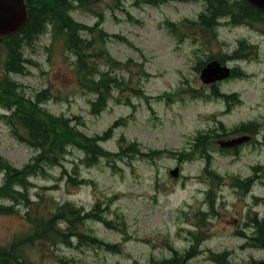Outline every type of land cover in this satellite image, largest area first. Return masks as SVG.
<instances>
[{"label":"rangeland","instance_id":"1","mask_svg":"<svg viewBox=\"0 0 264 264\" xmlns=\"http://www.w3.org/2000/svg\"><path fill=\"white\" fill-rule=\"evenodd\" d=\"M114 2L101 0L97 6L98 10L105 12L102 28L109 33L120 32L135 45L139 44L143 55H146L145 72L152 75L148 80H139V73L137 74L133 68L130 69L128 73L132 79L139 80L138 83L132 82L131 88L142 87L149 97L171 92L174 95L170 102L166 100L157 102L158 100L152 99L151 108H148L147 104L132 91L124 90L122 94L114 91L113 98L119 101L110 100L108 107L98 117L90 115L88 101L95 98L96 93L80 86L77 75L71 68L75 56L59 41L49 46L51 38L49 33L40 36L33 47L25 50V54L33 62L28 64L31 74L12 76L23 85V92L30 97L43 88H49L51 99L45 103L49 111L82 118L83 125L78 124L75 132H78L79 128L82 134L87 136L110 134L111 139L100 144L103 150L117 151V142L121 141L120 137L123 136L124 143L137 141L144 150L158 149L157 158L153 162L136 158L131 163H126V158L117 159L114 166L105 160H101L93 167L79 165L77 168L79 183L75 186L65 185L62 179L54 180L59 177L61 170L59 167L50 169L49 173L52 175L50 178L39 176L31 178L34 187L31 189L30 199L37 200L34 194L37 191L45 192L39 200L43 201V204L35 208L38 214L55 210L66 201L89 211L95 202L99 201L104 205L108 199L116 197L110 205V211L123 215L127 226L126 233L122 234L120 231L106 229L101 222L87 220L83 228L77 229V235L70 238V248L59 244L53 255L50 254L51 249L45 252L42 245L37 243L26 249V252H30L41 264H60L55 258L56 254L67 259V264H134L135 261L143 264L151 257L159 260L169 259L171 257L169 245L183 253L191 244L188 230L196 231L194 215L199 210L207 211L204 198L210 179L205 176V172L204 174L201 172L202 159L183 164L177 178L170 176L169 171L177 164L165 151L188 148L195 133L214 127L215 119L223 121L227 127L241 121L264 120V47L260 42L261 36L255 33L254 29L245 26L236 28L222 26L212 44L202 47L201 38L192 42V36H188L177 49H174L172 39L159 25H163L162 22L169 19L182 26L181 20L185 17L195 18L199 7L187 2L174 1L172 6L164 5L160 11L150 7L138 10L129 5V0H123L122 4L127 11L140 20L139 25H128L120 11L115 9L114 14H111L109 8L114 6ZM81 13L76 10L71 12V15L77 21L92 25L93 20L82 16ZM186 31L191 32L188 29ZM83 35L90 37L87 34ZM242 38L251 43H259L258 57L238 64L243 72L248 73L247 77L228 78L219 83V90L222 93H238L242 100L241 104L222 115L225 109L222 99L206 97L204 92L200 94L203 100L188 97L186 90L190 86L204 88L206 93L210 90L200 82L199 74L192 70L195 60L204 59L207 55L230 53L234 51L237 41ZM101 47L107 49L118 60L132 58L140 62L137 55L117 43L107 41ZM228 63L231 67L235 65V62ZM98 66L100 69L106 68L101 59L98 60ZM117 72L126 74L127 70L117 69ZM127 101L136 106L135 110L126 104ZM3 113L6 111L0 108V115ZM119 117H123V126L110 130ZM71 135L69 133L61 138L66 140ZM215 148L213 146V150L209 149L213 157L212 168L223 177L221 187L219 190L216 189L214 201L217 216L206 220L207 225H210L205 231L210 234V238L200 245L203 252L187 263L212 264L207 259L209 249L214 252L231 251L230 258L236 264H247L251 259L260 260L264 258V249L240 248L243 241L234 236V231L244 228L243 223L247 221L252 211L257 212L259 217L264 216V204L255 205L253 202V196L260 197L264 194V145L243 144L240 146L238 157L231 152L227 155L220 154ZM190 149L191 147L184 152ZM33 154L32 148L18 142L9 134L7 125L0 118V155L14 167L21 168ZM82 157L83 153L79 149L70 148L69 152L66 149L64 156L61 157L62 166L70 170L73 162ZM108 157L113 158L111 155ZM257 164L262 167L260 176L249 195L240 199V192L230 185L231 177L249 175L252 173L250 166ZM3 181V173L0 172V185ZM54 183L59 185L58 188L38 190L39 187L45 188ZM14 188L12 194L16 196L20 188L17 186ZM10 204L9 199L0 198V206L7 207ZM5 212L3 209L0 210V250H7L12 236L26 228L25 221L19 217L23 213L22 209L13 212V215L2 214ZM65 214L68 212H62L61 217ZM103 214L107 218L112 217L111 214L105 212ZM26 220L34 229L38 227L33 220ZM115 220L114 216L113 221ZM238 220L241 221L239 226ZM50 221L55 224L58 218L50 217ZM58 226L64 228L65 223H59ZM32 231L33 229L24 234ZM87 231H92L105 243L121 245V252L118 254L106 252L104 249L107 245L104 244H98L99 249L85 243L78 247L74 246L77 238L83 240L88 238L84 235ZM63 264L66 263L63 261Z\"/></svg>","mask_w":264,"mask_h":264},{"label":"trees","instance_id":"2","mask_svg":"<svg viewBox=\"0 0 264 264\" xmlns=\"http://www.w3.org/2000/svg\"><path fill=\"white\" fill-rule=\"evenodd\" d=\"M35 4H31V10H30V17L27 21L26 25L20 30V32L17 35H14L7 39H0V45L4 46L6 49V58L4 62V69L5 72H15V73H24V66H23V59L20 55V51L22 49L23 44H30L35 36L42 31L44 28V24L46 22L60 25L58 20L56 19V16H59V18L64 20H70L68 17L65 16V10L69 7L68 0H54L51 2V0H35ZM214 3H217V6L214 8V14H216L217 10L219 9L218 0H210V4L213 5ZM31 3V1H30ZM51 5L53 6V10H51ZM243 11V15L246 17L253 16L254 9L247 6L246 4H243V8L241 9ZM55 14V15H54ZM51 21V22H50ZM202 25L204 23L202 22ZM205 26V25H204ZM206 27V26H205ZM207 29V28H206ZM62 30V29H61ZM70 35L69 45L71 48L74 49L75 54L78 57H87L88 53L87 50L89 48H92V42L99 41V39L93 38L92 40H81L76 38V35L73 30H66V33ZM91 56V55H90ZM95 56V54H94ZM81 65L83 64L81 62ZM89 73L92 72L95 67L92 64L88 65ZM23 71V72H22ZM84 75H86L84 73ZM94 84V83H92ZM95 86L97 87V90L102 86L101 82L95 83ZM17 85L15 82L11 81L5 74L0 77V105L5 106L7 108H12L13 104L17 100V104L15 106V110L13 114L8 118L9 122L13 125H17L20 120L22 119V122H27L28 126H32V128L28 131L29 140L33 143H41L40 138L42 135H45L49 132H52L59 128H65L67 129V121L62 118H55L46 112L43 113L37 122L35 121V115H36V103H31L28 101L26 104L22 99L18 98L19 94L16 91ZM100 94H98V97L93 103L92 108L93 110L99 111L104 106L105 98L103 96V93L99 91ZM103 95V96H102ZM39 96V95H38ZM100 107V108H99ZM98 108V109H97ZM131 152H138L137 150H133ZM45 158L49 159V157L44 156ZM40 162H43V160L38 161V164L33 166H39ZM29 174L34 171V169H30L26 167L24 169ZM20 175L16 177V180L23 186H25L24 176H22L20 179ZM8 178V176H7ZM6 178V182H7ZM12 179V183L9 181L5 184L3 187V192L6 195H9L11 197V190L12 185L16 181ZM12 184V185H11ZM26 190V188H25ZM12 198V197H11ZM14 200L19 203H25L27 201V194L23 192H19L16 197H14ZM260 233H258V240L264 242V232L261 231V228L259 230ZM41 230L37 229L34 233L29 235L27 239H25V242H33L35 239L38 238L40 235ZM22 244V241H17L13 246L10 247V250L6 253H0V264H28L26 258L18 251L19 246Z\"/></svg>","mask_w":264,"mask_h":264},{"label":"water","instance_id":"3","mask_svg":"<svg viewBox=\"0 0 264 264\" xmlns=\"http://www.w3.org/2000/svg\"><path fill=\"white\" fill-rule=\"evenodd\" d=\"M249 1L255 5L264 6V0ZM21 17H24L22 0H0V34L12 30Z\"/></svg>","mask_w":264,"mask_h":264},{"label":"bare ground","instance_id":"4","mask_svg":"<svg viewBox=\"0 0 264 264\" xmlns=\"http://www.w3.org/2000/svg\"><path fill=\"white\" fill-rule=\"evenodd\" d=\"M23 72V71H22Z\"/></svg>","mask_w":264,"mask_h":264}]
</instances>
